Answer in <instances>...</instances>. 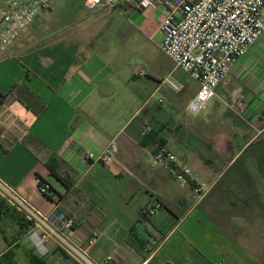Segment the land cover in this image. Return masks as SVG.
<instances>
[{"label":"crops","instance_id":"obj_1","mask_svg":"<svg viewBox=\"0 0 264 264\" xmlns=\"http://www.w3.org/2000/svg\"><path fill=\"white\" fill-rule=\"evenodd\" d=\"M137 10L143 20H133L135 31L161 41L163 6L89 9L85 0H51L50 11L19 33L0 57V91H13L0 106V177L42 211L69 213L79 243L95 238L89 254L96 262L111 255L116 264H264V33L232 64L217 87L220 101L204 118L187 109L198 82L175 75L190 98L172 113L152 102L160 86L151 92L143 83L138 91L131 80L147 75L120 62L128 52L118 45L115 15L130 19ZM171 62L166 78L180 69ZM237 88L244 115L224 106ZM111 140L118 148L111 163L83 157ZM161 140L210 185L203 199L153 164ZM52 155L70 187L51 173ZM41 180L56 194H43ZM162 209V221H171L165 230L154 221ZM5 211L0 264H32L37 253L15 212ZM44 259L74 264L57 250Z\"/></svg>","mask_w":264,"mask_h":264},{"label":"built area","instance_id":"obj_2","mask_svg":"<svg viewBox=\"0 0 264 264\" xmlns=\"http://www.w3.org/2000/svg\"><path fill=\"white\" fill-rule=\"evenodd\" d=\"M126 3L141 10L164 7L166 14L159 25L163 39L159 48L175 67L199 84L188 104L191 114H197L217 96V87L229 74L232 64L264 33V0H85L89 9ZM50 9L51 0H0V57H4L19 33L37 15ZM136 73L146 75L141 68ZM171 86L174 91L182 89L178 82H171ZM224 106L244 115L247 104L240 88L233 90ZM117 149L115 140H111L100 153L87 151L83 157L91 163L106 165L114 160ZM152 162L181 185L190 187L197 201L208 193L210 185L182 163L167 145L156 149ZM48 190L47 185L40 187L42 193ZM0 197L24 217L27 224L24 236L40 257L47 258L57 250L74 264H116L111 255L103 262L91 258L89 249L95 238L79 243L75 239L76 223L69 213L56 207L49 212L42 211L1 177ZM159 208L156 204L147 214L153 215Z\"/></svg>","mask_w":264,"mask_h":264},{"label":"rangeland","instance_id":"obj_3","mask_svg":"<svg viewBox=\"0 0 264 264\" xmlns=\"http://www.w3.org/2000/svg\"><path fill=\"white\" fill-rule=\"evenodd\" d=\"M119 13L120 14L115 15V29L118 31L119 40L118 45L120 48L125 45V49L128 52L126 53L125 59H123V56L121 57L120 62L122 63L125 61L133 67L138 66L136 68L143 69L147 75L144 78L137 77L131 80L130 85L135 89H138V91H143V83L146 85L150 84L151 92H153L157 86H160L154 93L152 102L161 105L162 108H165L172 113L181 111L189 101L190 97L187 94L188 91H182V89L174 91L171 82H176L174 81V76L179 74H181L183 80L187 82L193 81L192 78L181 69H179L173 76H168V78H166V73L169 72L172 62L159 48L162 40L158 41L155 37L150 38L147 35L141 34L137 30L135 31L133 27V20H138L140 18L143 20L142 12L137 10L134 12V16L130 19L128 12ZM161 13L162 8L160 7L156 10L154 19L157 20ZM219 101V97L212 98L206 104L205 108L197 114L189 113L190 115H199L204 118V114L212 112ZM131 109L132 108L128 109V112H130ZM165 213L166 212L163 209L159 210L154 217V221L162 225L164 230L171 224L170 220L167 221L164 219L165 221H162ZM159 222H162V224Z\"/></svg>","mask_w":264,"mask_h":264},{"label":"trees","instance_id":"obj_4","mask_svg":"<svg viewBox=\"0 0 264 264\" xmlns=\"http://www.w3.org/2000/svg\"><path fill=\"white\" fill-rule=\"evenodd\" d=\"M13 93V91H9L7 93H3L0 91V106L7 100V98ZM156 131V129H155ZM153 130V132H155ZM151 131L150 134L153 133ZM149 133L145 134V137H148ZM161 145H165L164 141H160L159 146ZM58 163H59V158L57 155H52L49 159H48V167L51 170V173L60 181H62L66 186L70 187L72 185V181L68 179V177H65L64 175H61L58 171ZM46 185V182L41 180L39 183V189L41 186ZM48 192L47 193H43V194H51L54 195L56 194V191L48 186ZM160 202V201H159ZM3 208L6 209L5 212L11 211V212H15L17 218H18V224L20 225V234L23 235L26 231V222L23 216L20 215L19 212H17L13 207H11L8 203H6L3 199L0 203V212L3 211ZM8 210V211H7ZM145 212L142 210L141 211V215L144 217L145 216ZM147 217V216H146ZM139 250H142V248L138 247ZM34 251V250H33ZM150 252V251H148ZM147 252V253H148ZM33 253V252H32ZM31 262L32 264H48L44 258L40 257L39 255L33 253V255H31Z\"/></svg>","mask_w":264,"mask_h":264}]
</instances>
